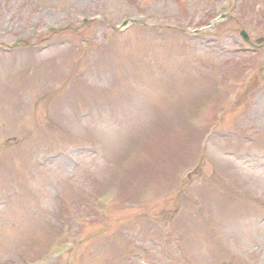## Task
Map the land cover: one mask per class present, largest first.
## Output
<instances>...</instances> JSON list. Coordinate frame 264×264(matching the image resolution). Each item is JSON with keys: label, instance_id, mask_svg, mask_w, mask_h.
Masks as SVG:
<instances>
[{"label": "rangeland", "instance_id": "obj_1", "mask_svg": "<svg viewBox=\"0 0 264 264\" xmlns=\"http://www.w3.org/2000/svg\"><path fill=\"white\" fill-rule=\"evenodd\" d=\"M242 31L264 0H0V264H264Z\"/></svg>", "mask_w": 264, "mask_h": 264}, {"label": "bare ground", "instance_id": "obj_2", "mask_svg": "<svg viewBox=\"0 0 264 264\" xmlns=\"http://www.w3.org/2000/svg\"><path fill=\"white\" fill-rule=\"evenodd\" d=\"M235 236L236 237H238V238H241V239H246L247 238V235H245V234H242V235H240V236H237V234H235ZM232 244H233V242H232ZM248 253H250V252H248ZM252 253V252H251ZM251 256H254V255H251ZM258 259V258H257ZM256 259V260H257ZM253 261H255V260H253Z\"/></svg>", "mask_w": 264, "mask_h": 264}, {"label": "water", "instance_id": "obj_3", "mask_svg": "<svg viewBox=\"0 0 264 264\" xmlns=\"http://www.w3.org/2000/svg\"><path fill=\"white\" fill-rule=\"evenodd\" d=\"M242 37H243V39H244L246 42H248V38H247V36H246L244 33H242Z\"/></svg>", "mask_w": 264, "mask_h": 264}]
</instances>
